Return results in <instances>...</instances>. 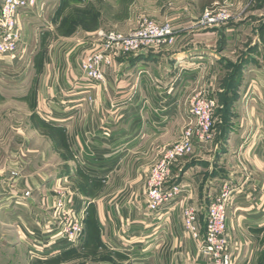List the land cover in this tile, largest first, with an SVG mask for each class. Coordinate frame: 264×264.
<instances>
[{
  "label": "crops",
  "instance_id": "obj_1",
  "mask_svg": "<svg viewBox=\"0 0 264 264\" xmlns=\"http://www.w3.org/2000/svg\"><path fill=\"white\" fill-rule=\"evenodd\" d=\"M50 1L39 0L40 15L33 11L21 19L24 40L48 35L55 17L54 10L46 20L44 8H50ZM193 1L192 15L158 21L172 25L171 47L115 59L105 69L103 83L86 84L80 71L81 59L97 46L93 36L63 37L43 53L36 114L49 128L63 132L75 173L72 162L34 131L40 145L32 152L38 162L22 167L14 188L9 187L8 169H0L1 248L25 249L28 260L42 263L72 253V244L55 239L48 258H30L21 227L55 226L57 219L50 221L51 215L59 211L57 200L65 197L66 209L81 214L82 238L93 221L99 236L95 245L113 255L85 264H135L130 249L138 252L153 238L158 242L144 264H206L197 242L184 230L183 212L194 208L204 231L207 207L228 183L243 187L226 207L234 264H264V21L201 27L191 20L201 9L200 1ZM237 43L246 44L240 52ZM200 93L215 100L214 124L225 122L227 130L217 132L214 125L213 145L196 147L194 155L174 166L176 182L187 196L154 227L156 219L147 215L145 206L147 176L190 120L191 100ZM220 133L225 141H218ZM79 181L91 186L88 194L78 193ZM27 190L30 196L24 198ZM13 223L18 228L14 244L8 237ZM138 239L143 243H135Z\"/></svg>",
  "mask_w": 264,
  "mask_h": 264
},
{
  "label": "built area",
  "instance_id": "obj_2",
  "mask_svg": "<svg viewBox=\"0 0 264 264\" xmlns=\"http://www.w3.org/2000/svg\"><path fill=\"white\" fill-rule=\"evenodd\" d=\"M43 3L39 0H3L0 6V61L8 64L19 61L29 41L24 40L20 21L27 14L36 11L40 15ZM229 15L224 8L205 9L198 21L201 27H213L225 23ZM96 48L80 61V71L86 84L103 83L105 69L111 67L115 59L143 50H164L175 42L173 27L168 22L143 19L127 34L114 31H99L96 34ZM91 101V97L87 98ZM216 102L206 94L196 95L190 103V120L179 138L162 154L159 161L150 169L146 180V213L156 219V226H161L175 203L187 196L186 188L177 183L174 166L184 157L192 154L196 147H205L214 139V114ZM15 175V172H12ZM243 192L242 186L233 187L226 183L218 196L211 202L204 231L198 224V215L194 208L188 207L183 212L184 230L197 242V253L206 264H234L233 246L228 235L226 207L228 203ZM30 191L23 193L25 198ZM61 197L56 202V209L65 211L67 202ZM62 208V209H61ZM66 211L67 221L56 226L45 225L42 228H28L22 225L23 235L28 241V254L32 259L48 258L55 239H64L70 244L79 241L82 234L81 217L76 210ZM73 220V221H72ZM72 221V223H71ZM33 222H37L33 217ZM71 223V224H70ZM20 225V223H18ZM159 226V227H160ZM143 243L140 239L135 243ZM157 238L138 252L130 249L128 255L135 264H144L153 255ZM133 245V244H132Z\"/></svg>",
  "mask_w": 264,
  "mask_h": 264
},
{
  "label": "rangeland",
  "instance_id": "obj_3",
  "mask_svg": "<svg viewBox=\"0 0 264 264\" xmlns=\"http://www.w3.org/2000/svg\"><path fill=\"white\" fill-rule=\"evenodd\" d=\"M199 1L201 9L198 11V15H193L192 21H199L205 9L224 8L229 15V19L225 23H220L213 27L222 28L229 25L231 21H237L238 24L241 21H259L258 25H263L264 0ZM50 2V8L47 4L44 8L46 20L51 19L54 10L55 17H53V21H50L52 25L48 35L44 36L46 34L44 30L43 33L45 34L42 35L40 33L32 42H29L19 61L12 64L0 61V169H8L10 172V188H14L16 185L14 179L22 175V167L26 164L27 167H30V165L38 162L37 154L32 152L35 150V147H39L40 145L38 144V139L35 140L34 136H32L34 135V131L39 132L41 136L45 137L46 142H51L63 160L67 159L69 162H72L70 153L67 151L63 132L54 131L49 128L41 122L36 114L35 99L37 97L39 76L41 75L40 68L43 65L45 55L43 53L47 51L50 45L63 37L71 36L76 40L86 35L93 36L92 41L96 43V34L99 31H114L127 34L143 19L178 21L183 17L192 15L196 6L193 0H51ZM34 20L36 21V19ZM245 45V43H237L234 47L240 52L245 48ZM188 123L189 120L185 123L184 128ZM214 125L217 132L218 130L223 131L227 128V123L225 122ZM182 131L180 130V132ZM180 132L179 134H181ZM179 134L178 136H180ZM220 134L218 141H225L222 133ZM178 136L175 139L176 141L179 138ZM214 140L215 138L211 144L205 147H211ZM47 143L44 144L46 147ZM192 155H194V152L184 157V159L182 158L183 161ZM212 160L214 161L215 159ZM15 166H18L17 171L9 170V167ZM71 167L75 173L73 162ZM12 172H15L14 176ZM77 179L82 178L78 176ZM86 183L85 181H79L78 187H76L78 193L82 191V193L88 194L85 190L90 191L89 188L91 186H88ZM52 188L53 191H61L60 187ZM93 191H95V188L91 189V193ZM209 206L207 207V213ZM66 211L69 210L57 211L55 217L51 215L50 221H53L54 218L55 220L57 219V224L55 225L57 229H60L58 226L59 222L62 220L67 221V219H64L67 218ZM207 213L205 215V224ZM78 216H81L80 212ZM17 230L16 223L8 227L9 241L13 244L16 242ZM82 233H84L83 227ZM82 235L79 241L73 244L74 251L72 253L63 256L62 259L50 262L42 263L28 260V255L25 249L22 248L6 249L0 247V264H85V262L89 261L97 262L113 258V255L109 251H102L95 245L99 242L98 234L93 233L87 236L85 234L83 238ZM84 243H88V245L82 248Z\"/></svg>",
  "mask_w": 264,
  "mask_h": 264
},
{
  "label": "trees",
  "instance_id": "obj_4",
  "mask_svg": "<svg viewBox=\"0 0 264 264\" xmlns=\"http://www.w3.org/2000/svg\"><path fill=\"white\" fill-rule=\"evenodd\" d=\"M93 233L97 234L96 225L94 224L93 221H90L89 224H88V235L93 234ZM62 258H63V256H60V259H62Z\"/></svg>",
  "mask_w": 264,
  "mask_h": 264
}]
</instances>
